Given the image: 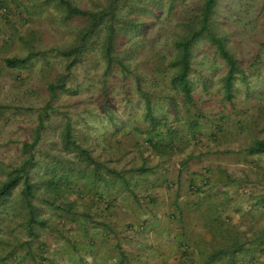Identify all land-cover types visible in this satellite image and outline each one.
I'll return each instance as SVG.
<instances>
[{"label":"rangeland","instance_id":"obj_1","mask_svg":"<svg viewBox=\"0 0 264 264\" xmlns=\"http://www.w3.org/2000/svg\"><path fill=\"white\" fill-rule=\"evenodd\" d=\"M68 1L83 9H97L105 2ZM196 1L131 0L133 5L122 6L118 15L135 25L119 30L117 36V53L124 55L129 71L112 68L104 73V62L93 49L71 68L63 88L50 95L47 83L63 71V60L56 51L74 42L82 20L67 16L53 0H0V183L7 165L14 166L23 158L21 145L30 144L38 115L44 114L31 146L35 159L29 175L33 221L26 226L20 182L0 200V264H35L39 231L57 225L60 216V210L47 205L45 197L61 188L66 196L76 192L74 180L82 164L76 151L63 144L65 121L70 137L87 147L97 161L104 157L103 146H111V156L116 147H122V165L129 171L141 161L146 167L153 164L150 139L157 131L158 140L167 139L169 174L174 176V165L181 164L185 171L181 184L190 183L193 198L188 203H192L191 219L195 221L192 238L203 248L200 261L219 249L211 264H230L227 247L250 240L264 226V151L249 154L244 150L264 136V0L217 1L212 14L214 30L224 39L245 79H234L231 95L225 98L221 88L224 63L208 43L198 41L192 48L188 75L194 105L187 106V112L170 90L165 61L170 56V30L180 11ZM28 54L23 65L4 62ZM137 83L153 103L151 113L157 124L145 117ZM196 108L200 118L192 130L189 119ZM215 209L214 216L222 218L219 225L212 219ZM250 245L232 264H264L263 253ZM195 262L191 259L189 264H199Z\"/></svg>","mask_w":264,"mask_h":264},{"label":"crops","instance_id":"obj_2","mask_svg":"<svg viewBox=\"0 0 264 264\" xmlns=\"http://www.w3.org/2000/svg\"><path fill=\"white\" fill-rule=\"evenodd\" d=\"M102 148L105 163L120 173L128 169L122 165V147L113 150L115 156L110 145ZM154 153L146 174L129 181L131 191L111 175L99 183L98 190L67 195L72 204L54 218L58 224L39 231L35 264H189L191 259L201 264L203 248L192 238L190 183L181 184L185 171L177 163L171 176L166 168L170 159ZM125 177L129 178L124 171Z\"/></svg>","mask_w":264,"mask_h":264},{"label":"trees","instance_id":"obj_3","mask_svg":"<svg viewBox=\"0 0 264 264\" xmlns=\"http://www.w3.org/2000/svg\"><path fill=\"white\" fill-rule=\"evenodd\" d=\"M53 1L63 6L67 16L80 18L82 20V25L77 31L74 42L67 47L59 48L56 51V54L63 60V71L56 76L53 82L51 81L47 83L46 87L50 95H53L56 90L63 88L64 81L71 68L74 65L79 64L82 59L87 56L86 53L92 51L93 49H96L104 62V73L112 68H117L121 72L129 71L127 60L123 59L124 55L117 53V36L119 34V30L121 31L124 28L130 29L133 25H135L132 21L128 19L124 20L122 16L118 15V10H120L122 6L130 7L133 5L131 0H105L104 4L97 9L79 8L71 5L68 0ZM217 1L218 0H197L191 5L185 6L180 11L174 27L170 30L169 37L167 39V49L170 56L166 59L165 66L170 69L168 75L169 87L170 90H172L174 94L181 99L187 112V106L194 105V95L188 75L191 70L192 48L198 41H205L208 43L213 48L214 53L224 63L225 71L221 77V88L222 94L225 98H229L231 95L234 79L237 77L241 80L245 79L243 70L225 46L224 39L214 30L212 14ZM29 57L30 54L24 57H11L5 59L4 62L8 66L23 65ZM137 91H139L141 99L143 100L145 117L150 121V123L156 122L154 121L155 118L151 113L153 103L151 99H148L149 95L140 88L138 83ZM168 97L171 101L173 100L170 95H168ZM195 111L196 114L193 116V119H189V127H191L192 130L197 128L199 123L197 122V119L200 118L198 116L200 115L199 109L196 108ZM42 114L43 111H41L38 115L39 118L37 127L34 131L33 139L30 144L22 143L21 145L22 152L25 153L23 158L14 166L7 165L8 167L5 169V177L0 183L1 200L4 196L9 194L15 185L21 182L20 193L23 208L26 209L27 213V227L30 226V223L33 221V205L30 202V199L33 196V191L31 190L29 175L31 169L35 165V159L31 152V146L34 144V141L37 140L38 130L42 127V119L40 117ZM192 130L190 132H192ZM168 133L169 132H167V134ZM61 136L63 144L69 149L76 151V158L80 160L82 164V170L77 173L78 178H75L74 180V190L76 192L89 188L97 189L96 185H99V183L101 184L103 180H105V177H107L104 176V173H102L101 170L108 175V178L111 177V175L120 178L124 183V188L127 191H131L129 188V181H132L137 175L138 177L143 176L146 174L147 169H149L145 165H142L133 167L131 171L124 170L125 172L131 173L129 178H124V171H121V173L120 171H115L113 167L105 163L104 160L101 162L97 161L94 156L91 155L87 147L81 145L79 142H75L70 137V125L68 121L63 123ZM154 136L156 137L150 139L152 149L158 155L170 157L168 156L169 153L164 149L166 148L165 142L167 139L158 140V131L154 134ZM244 150L249 154H257L264 151V136L254 139ZM76 169L79 170V167ZM69 177L70 175L67 173V181H69ZM64 193L65 191H63V188L59 189L57 193H50L49 197H45L47 201H45V203L52 207H57L62 212H66L71 207L72 203L67 199V196ZM62 198L63 200H61ZM261 201H264V199L261 198ZM224 204V202L220 203L219 208H222ZM215 210L216 211L212 214V219L216 220L219 225L222 223V218L219 215L214 216V213H218V210ZM248 244H251L250 246L253 245L252 248L254 250L257 249L258 252H261L264 255V226L258 229L255 234H252L250 240L245 239L236 244H233L232 242V245L227 247L228 256L226 255V257L229 258L230 264H232V262L236 259L235 256L237 254L251 248ZM182 247L185 252L187 248L186 245L184 244ZM215 250L207 253L205 257L206 259L201 261V264H211L217 260L219 249Z\"/></svg>","mask_w":264,"mask_h":264},{"label":"built area","instance_id":"obj_4","mask_svg":"<svg viewBox=\"0 0 264 264\" xmlns=\"http://www.w3.org/2000/svg\"><path fill=\"white\" fill-rule=\"evenodd\" d=\"M3 10V9H2Z\"/></svg>","mask_w":264,"mask_h":264}]
</instances>
